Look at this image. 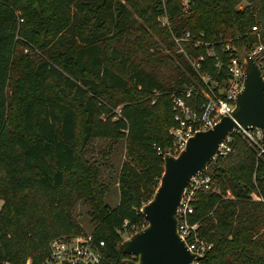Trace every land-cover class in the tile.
Returning a JSON list of instances; mask_svg holds the SVG:
<instances>
[{"label":"trees","instance_id":"16d2710c","mask_svg":"<svg viewBox=\"0 0 264 264\" xmlns=\"http://www.w3.org/2000/svg\"><path fill=\"white\" fill-rule=\"evenodd\" d=\"M241 1L52 0L46 13L33 11L39 0H0V261L25 264L31 257L39 264L52 238L86 233L74 214L80 198L91 206L93 236L106 242L100 264L129 256L121 250L122 233L148 223L142 207L164 172L157 146L172 144L175 97L199 110L201 89L226 77V43L247 50L259 39L255 24L264 40V0L240 7ZM186 31L192 37L180 44L175 37ZM158 40L172 53L160 49ZM21 44L40 54L38 91L24 103L22 131L15 133L9 88ZM203 75L211 77L208 82ZM48 79L82 105L83 126L74 104L46 93ZM102 85L123 96L113 102ZM101 134L126 139L114 207L105 200L98 167L85 156ZM233 145L213 166L218 187L199 192L192 215L213 243L201 264H264V158L239 132Z\"/></svg>","mask_w":264,"mask_h":264},{"label":"built area","instance_id":"2783aa9c","mask_svg":"<svg viewBox=\"0 0 264 264\" xmlns=\"http://www.w3.org/2000/svg\"><path fill=\"white\" fill-rule=\"evenodd\" d=\"M252 31L258 35L259 39L243 53L238 51V46L234 45L232 41L229 40L226 43L225 48L230 50L226 77L223 82L216 79L212 85H209V88L203 87L201 89L205 99L201 102L199 110L197 107L187 104L182 96L175 97V108L177 110L175 119L177 122L170 128V133L173 136L172 144L164 149L154 142V145H158L157 152L163 153L164 158L167 154L178 155L186 147L189 138L197 131L213 127L226 115L234 117L233 113L237 107L238 94L245 85L249 57L257 61L264 77V40L261 38L258 24L252 26ZM203 33L201 32V34ZM191 37V32L186 31L183 36H176L175 38L181 44V40H188ZM203 78L208 82L211 77L203 75ZM192 89H189L188 94H191ZM235 132L241 133L255 147L258 158H264V129L260 126L246 127L239 124L238 127H234L227 133L213 159L190 178L177 207L178 233L188 248L201 258L208 253L213 243L202 234L201 222L192 220V215L196 209L199 192L213 190L218 187L213 173V166L221 157L227 156L234 150ZM261 198L264 199V197ZM105 245V240L95 239L92 232L56 236L50 241L49 253L39 264H60L65 260H79L84 264H100L107 258L106 251L103 248ZM201 258H195L192 264H201ZM129 259L137 260L138 256L134 253L129 254L116 264H129ZM0 264L16 263L7 259L0 261ZM25 264L36 263L30 257Z\"/></svg>","mask_w":264,"mask_h":264},{"label":"water","instance_id":"95a60500","mask_svg":"<svg viewBox=\"0 0 264 264\" xmlns=\"http://www.w3.org/2000/svg\"><path fill=\"white\" fill-rule=\"evenodd\" d=\"M234 117L226 115L213 127L192 135L178 155L167 154L164 172L153 197L142 211L148 224L121 244V250L136 254L129 264H192L195 255L180 237L177 207L190 178L202 170L218 151L227 133L242 124L264 129V77L257 61L249 57L246 80L238 94ZM60 264H84L65 260Z\"/></svg>","mask_w":264,"mask_h":264},{"label":"rangeland","instance_id":"374dc122","mask_svg":"<svg viewBox=\"0 0 264 264\" xmlns=\"http://www.w3.org/2000/svg\"><path fill=\"white\" fill-rule=\"evenodd\" d=\"M186 1V0H185ZM248 1L242 0L240 7L245 5ZM52 0H39V3L33 8L40 11L50 12ZM131 7V4H128ZM4 9L3 4H0V14ZM32 12L26 15V22L31 23L34 17ZM165 19V17H163ZM158 39V35H154ZM160 49H163L166 53H172L161 40H158ZM171 51V52H170ZM238 51L243 53L245 50H241L238 47ZM40 60V54L37 49L31 48L30 45L21 44L18 57L16 59V64L14 67L13 75L10 81V106H9V122L15 133L22 131V111L24 103L31 98V96L38 91L37 84V74H36V64ZM107 62L114 66L116 70L124 75H128L127 71L113 58L108 57ZM167 66L162 65V71L166 73ZM76 72L80 75H84L83 72L76 69ZM104 93L111 98L113 102L123 93H115L109 88L102 85ZM45 91L56 97L58 100L66 101L74 104L80 114V125L83 126L85 123L82 105L77 101L73 100L70 94H66L63 90V84H58L53 79H48L45 81ZM121 105V104H120ZM117 106V109L120 107ZM94 140L85 149V156L89 161L95 164L99 169V176L102 182V186L105 189V200L106 202L114 207L118 204L120 200V189H119V173L121 166L126 159V139L125 138H111L106 135H96ZM160 183V182H159ZM255 195V194H254ZM3 204V199L0 197V207ZM91 206L84 198H80L74 207V214L78 221L84 228V231L91 232L95 221L92 219L90 214ZM132 234L129 232H123L122 242L129 238Z\"/></svg>","mask_w":264,"mask_h":264}]
</instances>
